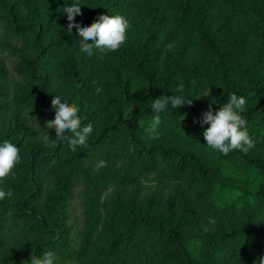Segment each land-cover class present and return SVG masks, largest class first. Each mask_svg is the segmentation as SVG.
I'll list each match as a JSON object with an SVG mask.
<instances>
[{"label":"trees","instance_id":"obj_1","mask_svg":"<svg viewBox=\"0 0 264 264\" xmlns=\"http://www.w3.org/2000/svg\"><path fill=\"white\" fill-rule=\"evenodd\" d=\"M74 3L0 0L7 37L0 47L17 60L9 72L0 59V144L13 143L21 155L0 181V189L13 192L0 201V264H30L32 255L48 251L62 264L77 198L85 208L79 237L85 264H260L264 0H78L76 24L121 15L131 25L118 51L94 50L91 57L81 51L77 30L67 32L63 7ZM96 87L103 91L96 94ZM232 93L247 101L242 116L255 147L225 156L207 147L210 125L202 115L219 111ZM56 95L80 108L82 127L92 124L87 146L72 151L46 128ZM163 95L193 103L169 105L160 113L159 138L151 139L150 105ZM23 113L42 132L30 133ZM186 116L195 135L184 128ZM44 130L54 146L39 139ZM101 159L107 167L94 171ZM148 175L157 187L143 196ZM8 227L22 230L17 242L6 238Z\"/></svg>","mask_w":264,"mask_h":264},{"label":"clouds","instance_id":"obj_2","mask_svg":"<svg viewBox=\"0 0 264 264\" xmlns=\"http://www.w3.org/2000/svg\"><path fill=\"white\" fill-rule=\"evenodd\" d=\"M63 14L67 17V32L72 34L75 28L78 34L83 38L80 40L81 51L87 53L89 57L98 51L102 56L109 52L118 51L127 41V32L131 27L129 21L121 15H101L96 22L90 26H81L74 23L76 16L82 15L81 6L74 3L71 6L63 7ZM89 41H92L89 43ZM172 47L171 45L169 46ZM102 87H96L95 93L100 94ZM183 92V85L177 89ZM192 100H186L183 96L163 95L152 100L150 105L153 113L148 130L151 133V139H158L157 128L161 123L160 113L165 111L169 105L173 109H179L185 104L191 105ZM247 101L243 96L235 93L230 94L226 104L220 107L219 111L213 113L211 107L209 111L203 113L202 123L210 125L203 136L207 142V147L216 150L227 156L234 150L247 154L255 147L254 141L250 138L248 132V121L242 116L246 109ZM52 107L55 109L54 120L46 122V128L55 130V137L60 141H66L72 151L78 147L87 146L88 138L93 133L92 124L81 126L80 108L76 104L62 102L59 95L54 96ZM144 120H138V126H144ZM71 133V136L66 135ZM39 139L45 145L54 146L56 141L52 140L48 133H41ZM21 161L20 149L9 141L0 144V181L5 180L13 174V170ZM107 167L105 160L101 159L94 165V171H99ZM13 192L0 189V201L5 198L11 199ZM210 224L215 220L209 219ZM205 231L208 229L205 228ZM56 257L51 251L44 253L42 257L33 256L30 258V264H55ZM264 264V259L260 261Z\"/></svg>","mask_w":264,"mask_h":264},{"label":"rangeland","instance_id":"obj_3","mask_svg":"<svg viewBox=\"0 0 264 264\" xmlns=\"http://www.w3.org/2000/svg\"><path fill=\"white\" fill-rule=\"evenodd\" d=\"M7 41V37L4 34V30L0 28V45H4ZM17 47L19 46L18 42L14 43ZM0 59L4 61L9 72L13 71L14 66L17 63V60L12 56L11 52L3 51L0 47ZM14 76V75H13ZM24 118V124L27 125L30 133H39L42 131L38 130V126L34 122V119L31 115H27V113H23L21 119ZM15 116L8 123L9 127H13L15 125ZM183 124L186 132L195 135L198 133V130L194 127L193 122L190 117L186 116L183 119ZM42 130V129H41ZM43 133H47V130H44ZM140 186L142 187V195L146 196L152 191H154L157 187V179L154 175H148L146 178L141 180ZM85 208L82 202V199L77 198L74 202H72L71 207L69 208V220L67 226L69 227L72 239V246L70 251L65 257V260L62 264H85L84 259L81 255V247H80V233L83 229L85 222ZM22 233L21 229L8 227L6 230V238H8L11 242H17L20 234Z\"/></svg>","mask_w":264,"mask_h":264}]
</instances>
